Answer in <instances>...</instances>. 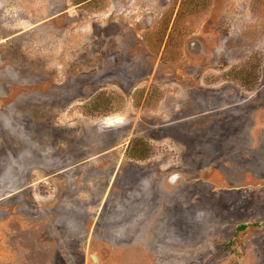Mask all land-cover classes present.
Segmentation results:
<instances>
[{
  "label": "rangeland",
  "instance_id": "1",
  "mask_svg": "<svg viewBox=\"0 0 264 264\" xmlns=\"http://www.w3.org/2000/svg\"><path fill=\"white\" fill-rule=\"evenodd\" d=\"M0 264H264V0H0Z\"/></svg>",
  "mask_w": 264,
  "mask_h": 264
},
{
  "label": "trees",
  "instance_id": "2",
  "mask_svg": "<svg viewBox=\"0 0 264 264\" xmlns=\"http://www.w3.org/2000/svg\"><path fill=\"white\" fill-rule=\"evenodd\" d=\"M246 227V225L244 224H242V225H240V226H238V230H242V229H244Z\"/></svg>",
  "mask_w": 264,
  "mask_h": 264
}]
</instances>
